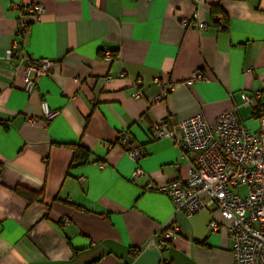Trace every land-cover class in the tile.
Returning <instances> with one entry per match:
<instances>
[{
    "label": "crops",
    "instance_id": "1",
    "mask_svg": "<svg viewBox=\"0 0 264 264\" xmlns=\"http://www.w3.org/2000/svg\"><path fill=\"white\" fill-rule=\"evenodd\" d=\"M25 2H40L45 12L40 19L23 14L30 26L24 37L21 9L0 0V264H234L228 229L209 226L224 220L214 204L187 217L175 213L168 194L146 189L150 181L186 179L192 160L174 137L150 133L156 119L177 125L200 111L214 124L236 104L258 128L241 92L264 94V0ZM183 18L211 26L198 29ZM14 38L28 53L57 60L31 92L24 67L6 57ZM196 69L209 79L190 82ZM158 76L174 89L152 103ZM43 98L59 110L50 120ZM122 128L145 148L139 160L118 142ZM71 143L90 149L89 160L73 163ZM138 167L143 172L134 176ZM171 219L178 235L159 249L151 239Z\"/></svg>",
    "mask_w": 264,
    "mask_h": 264
},
{
    "label": "built area",
    "instance_id": "2",
    "mask_svg": "<svg viewBox=\"0 0 264 264\" xmlns=\"http://www.w3.org/2000/svg\"><path fill=\"white\" fill-rule=\"evenodd\" d=\"M12 6L21 9L17 32L25 37L30 26L23 14H34L40 19L45 6L25 0H12ZM215 19L223 23L225 16L218 12ZM181 21L198 29L211 26L210 22L201 18H183ZM6 57L17 66L24 67L23 87L28 92L34 90L42 76L54 73L57 62L51 57H36L28 53L17 38L7 49ZM114 57L111 50L106 51V60L111 61ZM202 79L209 77L203 70L196 69L189 81ZM154 82L158 92L151 101L157 103L174 89V83L160 76ZM140 95V90L134 93L136 97ZM241 98L243 104L255 110L257 129L245 123L238 104L218 114L214 124L208 121L203 111L184 118L177 125H172L167 119H156L151 127V137H174L181 148V156L187 157L191 153L192 160L186 179L175 178L163 183L150 181L146 189L168 194L174 203L175 213H183L187 217L214 204L224 220L214 218L209 226L213 231L228 229L233 241L234 264H264V94L261 91H242ZM41 107L45 120L59 113L45 98L41 100ZM118 142L134 160H139L145 153L142 145L133 144L129 128L119 130ZM142 172L138 167L134 176ZM241 185L247 186L245 193L236 189ZM202 193H207L208 197H203ZM65 222L69 223V220L66 218ZM178 231V223L171 219L155 233L151 244L161 249L174 240ZM159 264L173 263L168 258H162Z\"/></svg>",
    "mask_w": 264,
    "mask_h": 264
},
{
    "label": "trees",
    "instance_id": "3",
    "mask_svg": "<svg viewBox=\"0 0 264 264\" xmlns=\"http://www.w3.org/2000/svg\"><path fill=\"white\" fill-rule=\"evenodd\" d=\"M71 146L74 149L73 163L86 162L92 155V151L81 143H71ZM16 190L18 193L26 196L30 200H33L37 197V193L27 187L18 186Z\"/></svg>",
    "mask_w": 264,
    "mask_h": 264
},
{
    "label": "rangeland",
    "instance_id": "4",
    "mask_svg": "<svg viewBox=\"0 0 264 264\" xmlns=\"http://www.w3.org/2000/svg\"><path fill=\"white\" fill-rule=\"evenodd\" d=\"M242 192H243V193H245V192H246V190H243Z\"/></svg>",
    "mask_w": 264,
    "mask_h": 264
}]
</instances>
